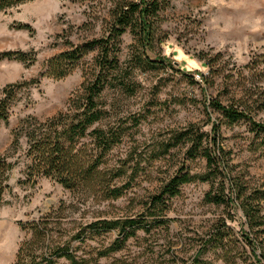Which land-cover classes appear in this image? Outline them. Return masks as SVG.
I'll use <instances>...</instances> for the list:
<instances>
[{"label":"rangeland","instance_id":"obj_1","mask_svg":"<svg viewBox=\"0 0 264 264\" xmlns=\"http://www.w3.org/2000/svg\"><path fill=\"white\" fill-rule=\"evenodd\" d=\"M109 5L108 0H32L0 11V53L24 51L36 56L32 65L1 60L0 89L40 79L12 106L9 121L0 120V155H15L10 160L17 162L10 176L11 190L0 207V264H13L28 237L21 223L48 215L53 244L72 240L77 254L88 264H198L197 253L215 225L226 221L241 236L243 228L248 229L242 211L207 203L205 197L212 185L199 181L183 185L181 193L168 200V224H155L151 231L138 230L127 241L119 230L88 227L105 219H140L151 196L172 175L183 167V172L191 173L205 169V161L192 160L187 147L179 146L169 155L154 158L161 142L190 124L207 132L211 131L210 122L219 124L233 174L245 175L251 188L264 191V134L246 120L230 123L212 106L217 100L245 107L257 122L264 123V0H171L163 13L168 38L149 52L154 66L134 69V91L112 88L103 96L111 110L109 120L126 121L129 128L122 144L110 153L109 164L120 166L129 160V174L131 168L139 166L138 175L122 197L103 199L100 194L71 191L46 177L34 187L20 183L26 145L21 139L22 146L15 153L14 130L29 116L46 120L65 110L72 93L92 71L98 50L60 80L43 75L47 63L69 50L71 44L107 35ZM20 24H29L31 29ZM136 47L135 35L126 33L120 52L125 66ZM128 180L124 177L116 183L121 186ZM261 202L264 210V199ZM230 213L235 214V222L229 219ZM78 233L81 241L74 239ZM231 249L234 256H241L237 264H264L242 240ZM222 256L208 249L199 260L230 264ZM58 264L70 263L61 258Z\"/></svg>","mask_w":264,"mask_h":264},{"label":"trees","instance_id":"obj_2","mask_svg":"<svg viewBox=\"0 0 264 264\" xmlns=\"http://www.w3.org/2000/svg\"><path fill=\"white\" fill-rule=\"evenodd\" d=\"M32 0H0V11H6ZM79 2H97L100 0H73ZM110 17L107 35L87 41L80 45L71 44L69 50L50 59L43 74L53 79H63L73 73L82 60L98 50L93 69L87 72L81 86L72 93L65 110L56 115L40 120L37 117L25 118L14 130L15 153L21 148V139L25 140L24 157L26 160L22 184L36 186L46 177L56 180L71 191L100 194L103 199L122 197L135 180L139 166L133 167L129 174V160L120 166L110 165L108 157L128 134L126 121L109 120L111 110L104 101V93L112 88L134 91L131 74L136 68L154 66L149 52L156 45L163 44L168 38L163 29V13L171 6V0H108ZM21 28L31 29L29 24H20ZM133 33L137 41L129 63L125 66L120 60L123 36ZM18 60L32 65L36 56L24 51H5L0 53V61ZM209 64V62H206ZM203 78H206L202 74ZM40 83V79L18 81L0 89V120L8 122L11 108L24 91ZM212 106L221 111L230 123L246 120L255 129L264 134V123L257 122L248 108L224 105L213 101ZM136 125L139 120L135 119ZM211 131L203 130L199 125L190 124L176 130L169 140L161 142L154 158L169 155L179 146L187 147V154L192 160L201 158L206 167L201 172L182 171L166 180L160 191L151 196L147 212L140 219H105L89 224L95 231L119 230L124 241L137 234L138 230L151 231L155 224H168L165 220L168 200L181 193V187L194 182H207L212 185L206 194L207 203L235 207L243 213L241 236L226 221L215 225L197 253L196 263L208 264L199 260L208 249L222 253L223 259L230 264H237L239 254H232V245L239 240L250 248L259 262L264 261V210L262 199L264 191L253 189L244 176L233 174L230 153L221 142V126L210 122ZM15 155H0V207L5 196L11 190L10 176L17 162L10 159ZM129 177L126 184L119 186L116 181ZM262 193V196H260ZM51 215L39 220L21 223L27 232V238L21 243L13 264H58L66 258L70 264H88L80 258L72 240L54 245L51 228ZM235 222V214H229ZM254 234V237H251ZM240 237V238H238ZM74 239L82 240L81 233ZM118 248V247H117ZM114 248L113 250L117 249ZM260 250V253L257 252ZM106 255V254H104Z\"/></svg>","mask_w":264,"mask_h":264}]
</instances>
